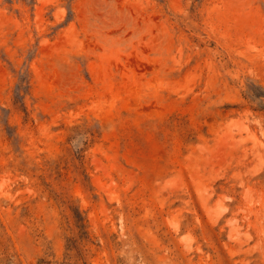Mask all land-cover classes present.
<instances>
[{"label":"rangeland","instance_id":"1","mask_svg":"<svg viewBox=\"0 0 264 264\" xmlns=\"http://www.w3.org/2000/svg\"><path fill=\"white\" fill-rule=\"evenodd\" d=\"M0 264H264V0H0Z\"/></svg>","mask_w":264,"mask_h":264}]
</instances>
